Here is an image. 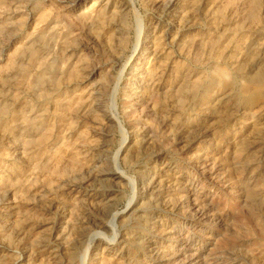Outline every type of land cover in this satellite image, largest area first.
Returning <instances> with one entry per match:
<instances>
[{
    "label": "rangeland",
    "instance_id": "obj_1",
    "mask_svg": "<svg viewBox=\"0 0 264 264\" xmlns=\"http://www.w3.org/2000/svg\"><path fill=\"white\" fill-rule=\"evenodd\" d=\"M0 264H264V0H0Z\"/></svg>",
    "mask_w": 264,
    "mask_h": 264
},
{
    "label": "bare ground",
    "instance_id": "obj_2",
    "mask_svg": "<svg viewBox=\"0 0 264 264\" xmlns=\"http://www.w3.org/2000/svg\"><path fill=\"white\" fill-rule=\"evenodd\" d=\"M82 1H84V0H72V3H74L75 5L76 4H80ZM125 5V3H123V5L122 6H124ZM122 17V16H121ZM148 49V48H147ZM142 55V54H141ZM107 80V79H106ZM101 88H103V86H100V89ZM101 92H100V90H98V91H96L95 92V94H97V95H99ZM102 103L103 102H101L98 98L96 99V104L100 107L101 105H102ZM111 175H112V177L114 178V180H116V179H119V175L120 174H118L116 171H112L111 172Z\"/></svg>",
    "mask_w": 264,
    "mask_h": 264
}]
</instances>
